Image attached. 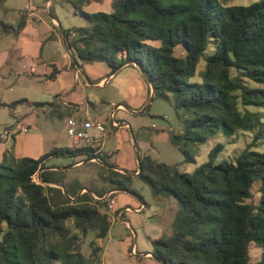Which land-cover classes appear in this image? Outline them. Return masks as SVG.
I'll use <instances>...</instances> for the list:
<instances>
[{
  "label": "trees",
  "instance_id": "16d2710c",
  "mask_svg": "<svg viewBox=\"0 0 264 264\" xmlns=\"http://www.w3.org/2000/svg\"><path fill=\"white\" fill-rule=\"evenodd\" d=\"M67 1L89 22L64 29L72 66L99 61L114 72L124 64L135 67L130 61L139 63L149 95L151 85L155 96L171 95L181 132L169 140L186 162L195 161L198 146L211 136L254 130L251 142L233 161H216L223 149L218 143L194 173L139 156L135 176L150 187L155 199L173 197L179 204L171 230L151 239L153 256L162 264H264V150L258 149L264 143V120L260 112L240 109V105L264 108V0L247 5H224L219 0H112L111 12L92 13L83 6L103 0ZM0 25L11 28L1 20ZM201 59L205 64L198 70ZM241 73L256 85H246ZM196 75L199 79L194 80ZM27 102L0 105L15 109ZM94 152L92 147H54L39 158L3 152L0 264L101 263L95 241L89 257L81 253L82 238L91 229L97 238L107 235L109 200L116 192L96 199L84 191L71 199L62 188L34 178L39 171L40 178L63 184L75 197L82 187L79 181L65 184L64 170L46 168L45 160L83 155L107 162ZM103 168L113 187L92 193L101 198L108 190L129 191L133 175ZM256 183L258 202L253 201ZM52 188L64 199L53 202L48 195ZM250 242L262 249L254 262Z\"/></svg>",
  "mask_w": 264,
  "mask_h": 264
},
{
  "label": "rangeland",
  "instance_id": "374dc122",
  "mask_svg": "<svg viewBox=\"0 0 264 264\" xmlns=\"http://www.w3.org/2000/svg\"><path fill=\"white\" fill-rule=\"evenodd\" d=\"M2 1L3 5L0 4V20L6 25H12L15 29L16 24L21 20V14L18 10H8L6 7L24 9L29 2H34L39 6L46 4V0H1L0 2ZM219 1L224 5H247L255 0ZM111 2L112 0L92 2L85 9L89 12L100 10L107 12L111 9ZM52 3V14L57 17L62 29L89 25V22L76 12L70 2L52 0ZM43 15L45 20H50L51 15L48 12H44ZM9 30L11 32L6 33ZM19 44L20 40L16 39L15 31L0 25V54L4 50L15 49ZM58 49L59 52H55V58L63 62L64 49L60 47ZM176 54L181 55V50L177 49ZM204 64L205 61L201 59L198 70H201ZM10 67L8 65L0 68V103H11L22 98L38 103L52 100V94L60 92L58 91L59 87L67 84L71 79V75L67 73L66 76L61 75L57 80H42L40 76L32 77L19 74L14 66L12 67L14 72H12ZM106 67L105 63L97 62L91 70L101 73ZM232 74H237V71L232 70ZM240 76L246 85H256L244 73H241ZM85 77L80 74L81 84H85ZM193 79L197 80L199 76L196 75ZM86 83L84 92L78 91L80 95L77 99L82 103H86L89 99L94 107L88 109L84 106V111L76 117L79 119L99 118L106 123L107 128L104 143L94 148L102 149V151L94 152V154L105 156L107 164L128 171L131 168L132 171L130 172H138V167L135 166H138L137 156L139 155L140 157L150 156L157 162L177 165L181 172L194 173L201 164L208 160L210 150L218 143L223 145V149L218 154L216 161H233L253 138L254 130H239L233 135L218 133L198 146L194 162H186L184 160L185 156L179 147L169 140L170 135L181 132V123L176 115L171 95L170 98L155 96L145 112L133 114L126 111L124 106L115 108L118 103L125 102L121 87L114 86L112 82L102 87H93L87 81ZM46 87L53 89L50 90L51 95H46L45 91H49ZM147 100L141 106V109ZM87 105L89 106V104ZM50 108L49 104H45L44 107L20 104L15 109L0 105V136L9 133L7 139H2L4 149L13 150L17 156L39 158L54 147H74L68 137L65 114L63 116L53 114L50 112ZM69 108L79 109L80 107L69 105ZM240 109L260 112L264 120V108L240 105ZM111 115L117 124H112ZM120 118L128 120L131 128L118 127L120 126ZM122 123L126 125L124 121ZM25 126L28 127L27 131H24ZM258 149L264 150V143ZM1 156L0 154V158ZM84 158L83 155H54L45 160V165L55 167V169H63L65 184L79 181L86 189L95 192L113 187L109 180L110 175L103 168L105 164L102 163L100 158L95 157L99 161L90 160L86 163L82 161L76 166L74 165L76 161ZM86 160L87 158L84 161ZM118 171L123 172L122 170ZM34 178L37 182H41L39 171L34 175ZM258 186L259 184L256 183L252 188L253 201L255 202L259 200ZM128 188L129 191H115L117 194L113 198L116 202V209L110 210L109 208L111 225L107 235L99 239L96 230H89L86 236L82 238L81 253L89 257L93 251L91 244L95 241L100 248L99 254L102 255V252L105 251L107 264H161L151 255H140L152 252L151 239L153 237L171 230L172 221L179 209V204L173 197L162 201L155 199L150 187L135 175L128 183ZM84 191L85 189L82 190V192ZM48 195H50L53 202H60L64 199L57 188H52ZM93 197L98 196L93 193ZM109 203H111V200H109ZM144 204H146V207ZM127 205L129 206L128 209L121 210ZM248 250L252 262L260 258L262 249L254 242L249 243Z\"/></svg>",
  "mask_w": 264,
  "mask_h": 264
},
{
  "label": "crops",
  "instance_id": "0c3cea01",
  "mask_svg": "<svg viewBox=\"0 0 264 264\" xmlns=\"http://www.w3.org/2000/svg\"><path fill=\"white\" fill-rule=\"evenodd\" d=\"M63 1H67V0H63ZM92 2H96V1H91L89 4L83 6V9L87 11L85 8L91 5ZM0 4L3 5V1ZM52 5H53L52 0H46V4L44 6H39L36 5L34 2H29V4L24 9L22 8L12 9L6 7L8 10H16V11L18 10L19 14H21V20L18 24H16L17 25L16 29L12 25H10L11 29L15 31L16 39L20 40V44L15 49L4 50L0 54V68H4L5 66L10 65L12 72H14L12 69V67L14 66L17 68L16 69L17 73L25 74L27 76H32V77L40 76L42 80H57L61 75L66 76V74L69 73V75H71V79L67 82V84H63L62 86L59 87L58 91L60 92H55L54 94H52L53 96L52 100L41 102L40 105H34V106L44 107L45 104H49V106L51 107L50 108L51 113L57 114L59 116H63V114H65L64 116L65 119H67L68 116L76 117L77 115H79L81 112L84 111L83 108L85 107L86 108L88 107V109L94 107V104L89 99L86 101V103L89 104V106L85 102L83 103L79 102L77 99V97L80 95L78 91L80 90L81 92H84V86L87 84L86 81L93 87L96 86L102 87L103 85L106 86L111 82L112 84H114V86L121 87L123 89L122 93L124 94L125 102L118 103L115 108L124 105L128 107L125 109L126 111L133 114H137V111L141 109V106L145 103V101L149 97L148 84L144 80L140 70L136 66L132 67V66H128L127 64H124L118 70L111 72L109 66L105 63L107 67L101 73H96L95 71L91 70V68L94 65H96L97 62L99 61H95L91 63H83L82 64L83 67L76 66L74 68L72 66V61L74 60V57L70 49L66 47L64 37L62 34V32L64 33V29H62L55 14H52L51 11ZM111 11H112V6L111 9L108 10L107 12H111ZM44 12H48L51 15L49 21L45 20L43 15ZM10 32L11 31L9 30L6 33H10ZM59 47L64 49V54L62 57V59H64L63 62L60 61V59L58 60V58H55V52H59L58 49ZM51 74L52 75L55 74V76L51 77L50 76ZM80 74H82V76L83 75L86 76L85 84L80 83ZM46 88L49 90V91H45L46 95H51L50 90L52 88L51 87L50 89L48 87ZM22 99H27V98H22ZM1 103H7V102H1ZM32 103L33 101L28 100V102L24 104L33 105ZM69 105H76L80 108L70 109ZM87 115L89 116L88 112ZM120 119H121V121L119 122L120 126L118 127L124 126L131 128L128 120L126 121L124 118H120ZM123 121L125 122L126 125H121ZM66 125H67V121H66ZM8 134L9 133L7 132L4 133L2 136H0L1 155H3V152L6 150L4 149V142L2 141V139H7ZM99 151H102V149H100ZM84 160L85 158L81 159L80 161L85 162ZM79 163H80L79 161H76L74 165L76 166ZM45 167L52 168V167H47L46 165ZM120 169H124V168H120ZM129 169H130L129 171H132L131 168ZM84 188L85 187L82 185L79 191H82ZM109 191L111 190H108L107 192ZM115 203H116L115 199L113 198L110 203V210L116 209ZM144 206L146 207V204H144ZM128 208L129 206L127 205L121 210H125ZM145 255H151V254L149 252H146L140 256H145ZM100 264H107L105 251L102 252Z\"/></svg>",
  "mask_w": 264,
  "mask_h": 264
},
{
  "label": "built area",
  "instance_id": "2783aa9c",
  "mask_svg": "<svg viewBox=\"0 0 264 264\" xmlns=\"http://www.w3.org/2000/svg\"><path fill=\"white\" fill-rule=\"evenodd\" d=\"M66 121L68 137L74 147L99 146V143H104V127L106 123L101 119H79L74 116H68ZM115 124L117 123L115 122ZM27 128L24 127V131H27ZM79 162L81 163L82 161Z\"/></svg>",
  "mask_w": 264,
  "mask_h": 264
},
{
  "label": "water",
  "instance_id": "95a60500",
  "mask_svg": "<svg viewBox=\"0 0 264 264\" xmlns=\"http://www.w3.org/2000/svg\"><path fill=\"white\" fill-rule=\"evenodd\" d=\"M62 34H63V37H64V41H65L66 47H67L68 49H70V48H69V45H68V42H67V37L64 35L63 32H62ZM130 62L134 63L135 66L140 70V72L144 74L143 69H142V67H141V65H140L139 63H137V62H135V61H130ZM77 67H80V66L77 65ZM154 96H155V89H154V87L151 85V93H150V95H149V97H148V100H147L146 104L144 105V107H143L140 111H137V112H143V111H145L146 108H147V107L149 106V104L151 103V101L153 100ZM122 106H124V105H122ZM124 107H126V106H124ZM126 108H128V107H126ZM111 121H112V123L114 122V119H113V116H112V115H111ZM121 125H123V123H121ZM139 158H140V157H139V155H138V156H137V159H138V172H130V171L126 170V169H120V168H118V167H116V166H114V165L107 164V163L104 162V161H102V163L105 164V165H107L108 167L113 168V169H116V170H122L124 173H128V174H131V175H137V174L139 173V171H140ZM90 160H98V159L95 158V157H92V158H90V159H87V160L85 161V163L88 162V161H90ZM98 161H99V160H98ZM40 171H41V170H40ZM39 178H40V176H39ZM40 180H41V183L48 184V185H52V186H57V187L62 188L64 194H65L67 197L71 198V199H75V198H77V197L82 193V191H79V192L76 194L75 197H71V196L68 194V192L66 191V189H65V187H64L63 184H61V183H56V182H52V181H46V180H44V179H42V178H40ZM84 189H85V191H88L89 193H91V194L93 195V193H92L91 191H89V190L86 189V188H84ZM119 190H122V189H113V190L107 192V193H106L103 197H101V198H99V197H94V198H96V199H105L110 193L115 192V191H119ZM124 191H128V190H124ZM150 254H151V256H153L152 253H150ZM153 257H154V256H153ZM154 258H155V257H154ZM155 259L157 260V258H155Z\"/></svg>",
  "mask_w": 264,
  "mask_h": 264
},
{
  "label": "bare ground",
  "instance_id": "6f19581e",
  "mask_svg": "<svg viewBox=\"0 0 264 264\" xmlns=\"http://www.w3.org/2000/svg\"><path fill=\"white\" fill-rule=\"evenodd\" d=\"M113 125H115V122L112 123ZM116 127V126H115ZM106 132H107V128L106 126L104 127V135H106ZM102 143H99V146H101ZM85 147H92V148H97L98 146H85ZM100 149H96V153L99 151Z\"/></svg>",
  "mask_w": 264,
  "mask_h": 264
}]
</instances>
